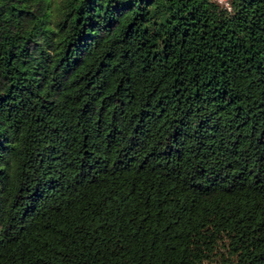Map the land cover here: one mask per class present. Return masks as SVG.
I'll use <instances>...</instances> for the list:
<instances>
[{"label": "trees", "instance_id": "16d2710c", "mask_svg": "<svg viewBox=\"0 0 264 264\" xmlns=\"http://www.w3.org/2000/svg\"><path fill=\"white\" fill-rule=\"evenodd\" d=\"M0 264H264V0H0Z\"/></svg>", "mask_w": 264, "mask_h": 264}, {"label": "built area", "instance_id": "2783aa9c", "mask_svg": "<svg viewBox=\"0 0 264 264\" xmlns=\"http://www.w3.org/2000/svg\"><path fill=\"white\" fill-rule=\"evenodd\" d=\"M217 3H222L224 4V7H227L228 8V3L226 0H215Z\"/></svg>", "mask_w": 264, "mask_h": 264}, {"label": "rangeland", "instance_id": "374dc122", "mask_svg": "<svg viewBox=\"0 0 264 264\" xmlns=\"http://www.w3.org/2000/svg\"><path fill=\"white\" fill-rule=\"evenodd\" d=\"M227 1V3H228V0H226ZM218 4H220L221 6H224V4H222V3H218Z\"/></svg>", "mask_w": 264, "mask_h": 264}]
</instances>
